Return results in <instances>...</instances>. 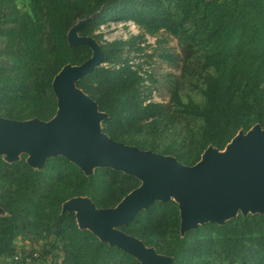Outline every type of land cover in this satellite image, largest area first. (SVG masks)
Listing matches in <instances>:
<instances>
[{
  "label": "trees",
  "instance_id": "1",
  "mask_svg": "<svg viewBox=\"0 0 264 264\" xmlns=\"http://www.w3.org/2000/svg\"><path fill=\"white\" fill-rule=\"evenodd\" d=\"M6 3L0 0L2 117L48 121L54 116L53 77L91 56L86 45L69 46L67 33L95 14L79 36L98 42L95 31L101 25L130 21L146 34L164 31L174 37L181 53V73L171 81L165 105L148 100L145 83L153 82L151 75L124 56L142 50L143 35L100 45L102 65L76 87L108 115L101 129L110 139L192 166L207 147L223 151L239 131L256 124L264 128V0H29L30 13ZM184 84L199 88L201 102L182 101ZM0 183V257L10 254L19 234L44 233L61 245L62 264H139L79 230L74 214L61 211L76 197L89 198L96 208L115 207L139 186L134 177L102 168L86 177L62 157L47 159L39 171L0 157ZM179 227L177 204L169 201L140 211L120 230L173 264H264L263 215L238 213L184 236Z\"/></svg>",
  "mask_w": 264,
  "mask_h": 264
},
{
  "label": "water",
  "instance_id": "2",
  "mask_svg": "<svg viewBox=\"0 0 264 264\" xmlns=\"http://www.w3.org/2000/svg\"><path fill=\"white\" fill-rule=\"evenodd\" d=\"M94 15L69 29V46L86 45L91 56L79 65L67 64L53 77L56 111L48 121L0 118V156L13 163L26 154V164L41 170L47 159L62 157L84 176L96 168L134 177L139 186L115 207L96 208L87 197L64 202L62 212L73 213L79 230H87L101 243L115 247L139 264H173L172 259L146 247L120 230L156 202L173 201L180 218V236L205 223L222 225L237 214L264 216V128L254 125L239 131L218 151L209 146L197 163L185 166L174 157L118 143L102 132L108 115L76 87L79 79L102 65L100 44L78 31ZM0 208V215L2 214Z\"/></svg>",
  "mask_w": 264,
  "mask_h": 264
},
{
  "label": "rangeland",
  "instance_id": "3",
  "mask_svg": "<svg viewBox=\"0 0 264 264\" xmlns=\"http://www.w3.org/2000/svg\"><path fill=\"white\" fill-rule=\"evenodd\" d=\"M6 1V5H8L10 1L22 13H30L29 0ZM95 34L101 36L98 40L100 45L114 40L127 41L131 37L143 35V41L138 40L139 47H141L142 50L131 51L125 53L124 56L130 60L133 67L140 65L142 69L141 72L143 74L147 73L151 75L153 82L147 81L145 83V91L146 94H148V100L165 105L169 104L171 81H175L176 79L174 78L179 77L181 73V53L178 42L174 37L169 36L164 31H159L154 35L146 34L130 21L123 23L107 22L101 25L95 31ZM3 45L4 37L0 36V49L3 48ZM170 56L174 57L175 60H170L168 58ZM1 59L4 60L5 58L2 57ZM180 95L183 102H186L188 97H191L196 102H201L199 88L194 89L191 86L184 84L181 86ZM0 118L11 119L8 117H2V110H0ZM192 125L194 124L192 123ZM152 152L160 154L158 151ZM0 157H2L4 161V157ZM26 159L27 155L21 153L18 154L16 161L13 163L23 162L26 164ZM0 187L3 188L2 183H0ZM29 236L33 235L19 234L16 238L24 241ZM5 258L6 256L0 257V264L3 263Z\"/></svg>",
  "mask_w": 264,
  "mask_h": 264
},
{
  "label": "built area",
  "instance_id": "4",
  "mask_svg": "<svg viewBox=\"0 0 264 264\" xmlns=\"http://www.w3.org/2000/svg\"><path fill=\"white\" fill-rule=\"evenodd\" d=\"M63 250L52 236L15 239L11 252L1 264H62Z\"/></svg>",
  "mask_w": 264,
  "mask_h": 264
}]
</instances>
